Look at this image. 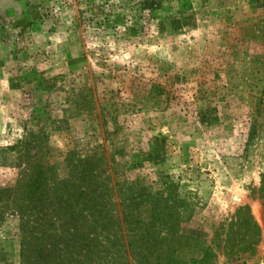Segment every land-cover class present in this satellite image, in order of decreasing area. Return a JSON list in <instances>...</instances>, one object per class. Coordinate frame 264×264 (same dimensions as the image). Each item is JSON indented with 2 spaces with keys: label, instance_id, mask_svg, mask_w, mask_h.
Returning a JSON list of instances; mask_svg holds the SVG:
<instances>
[{
  "label": "rangeland",
  "instance_id": "374dc122",
  "mask_svg": "<svg viewBox=\"0 0 264 264\" xmlns=\"http://www.w3.org/2000/svg\"><path fill=\"white\" fill-rule=\"evenodd\" d=\"M118 179L188 199L176 264H264V0H0V264L109 263L84 237L66 254V227L104 222Z\"/></svg>",
  "mask_w": 264,
  "mask_h": 264
},
{
  "label": "trees",
  "instance_id": "16d2710c",
  "mask_svg": "<svg viewBox=\"0 0 264 264\" xmlns=\"http://www.w3.org/2000/svg\"><path fill=\"white\" fill-rule=\"evenodd\" d=\"M88 10V9H86ZM114 9H111L113 11ZM109 11V12H111ZM112 15V14H111ZM110 13L105 12L103 15V22L108 26L109 23H114L115 20H120L121 17L119 14L113 13V17ZM111 18V19H110ZM115 20H114V19ZM120 25L123 27V32L121 31L122 35H128L133 33L134 27L133 25H128L120 21ZM119 22H117L114 26L117 27ZM48 168L42 167L38 170L40 177L45 178V174L47 173ZM40 181L37 180L36 183L38 184ZM119 195L118 200L114 203L111 209L107 208L105 205L100 209L97 210V214H102L104 222L96 224L93 223L92 225H81L77 226L80 231L77 233L75 232V227L68 225L66 228L68 230L69 236L66 237L67 247L65 249V253L69 254L68 249L74 246V239L75 237H84L85 240H90L89 245L85 246V254H88L89 250L96 247V243L102 244L105 247V244H109L115 254V257L107 264H115L116 259L125 257V254L134 253L137 256H141L144 262V258H146V254L157 252L159 260L157 264H176L174 260L175 252H176V242L179 240V237L184 236V234L180 233L177 229L178 224L181 222V214H183L184 209L186 206H189L188 199L177 197L175 193L171 190L172 184L170 182H165L164 188L161 190V193L157 195L151 194V192L143 191L144 188L139 189L138 191L132 190V183L126 184L123 180L118 179L116 183ZM36 189V186L34 187ZM14 190V189H13ZM9 192V190H6ZM5 191V192H6ZM12 191V189H10ZM16 190H14L15 192ZM121 192V193H120ZM33 195L32 190L28 187V196L31 198ZM152 197L154 203L150 208V214L154 215V222L145 220L144 215V208L139 206L137 208L138 212L133 213L131 210V200L133 198L138 199V204L142 205L144 202L146 203L149 198ZM2 198L0 194V199ZM15 201L14 199H11ZM28 201L29 206H27L26 211L19 212L21 213L20 222L21 227H23V235L24 238L22 239L21 243V254L25 257H29V252L31 248V241L29 240L31 235L26 234L25 226H31V212L32 208L30 207V199H26ZM185 203V206H184ZM16 208H21L18 203H15ZM18 206V207H17ZM114 213H113V211ZM87 210L86 214L89 216L94 215V211L91 210V206L86 207V209H77L75 210V214L82 215V211ZM143 212V215L140 213ZM49 226V225H48ZM39 229L43 228L44 225L38 226ZM63 230V225L59 228H55L56 232L59 230ZM30 234H32V229L28 230ZM86 234V235H85ZM94 235V238L92 237ZM46 236V233L43 237ZM62 236V234H60ZM124 239L126 242L124 243ZM85 240L83 242L85 243ZM161 241V246H153L150 244L151 241L159 243ZM51 242L48 245L51 246ZM150 244V245H149ZM74 248V247H73ZM108 251V250H107ZM163 251L164 253L161 254L160 252ZM36 256L39 257L41 260H46L49 256V252H45L43 247H40L39 251L36 253ZM118 257V258H117ZM161 257L166 258L167 262L162 263ZM100 258L103 259L102 255ZM105 259V258H104ZM68 262V259H66ZM63 263V261H59ZM65 262V261H64ZM105 263V264H106ZM26 264H32L27 262ZM45 264V263H44Z\"/></svg>",
  "mask_w": 264,
  "mask_h": 264
}]
</instances>
